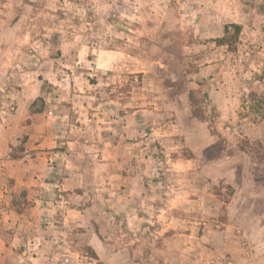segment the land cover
Here are the masks:
<instances>
[{
	"label": "clouds",
	"instance_id": "9594fccd",
	"mask_svg": "<svg viewBox=\"0 0 264 264\" xmlns=\"http://www.w3.org/2000/svg\"><path fill=\"white\" fill-rule=\"evenodd\" d=\"M0 264H264V0H0Z\"/></svg>",
	"mask_w": 264,
	"mask_h": 264
},
{
	"label": "rangeland",
	"instance_id": "374dc122",
	"mask_svg": "<svg viewBox=\"0 0 264 264\" xmlns=\"http://www.w3.org/2000/svg\"><path fill=\"white\" fill-rule=\"evenodd\" d=\"M70 14H71V13H69V15H70ZM60 18H61V20H63V19H65L66 17H65V15H64L63 13H61V14H60ZM74 23H75V21H74ZM57 40H58V34H54L53 37H52V42H56ZM61 55H63V52L58 51L55 55L50 56V59H52L53 61H55V60L59 59V57H60ZM58 66H59V65H57V67H58ZM65 71L68 73L69 76H71V72H72L71 68H65ZM37 79L43 80V79H44V76H43V75L38 76ZM46 83H47V82H46ZM96 83H97V81H96L95 78H89V79H88V84H89V85H94V84H96ZM121 91H123V90H121ZM66 106L69 107V108H71V104H67ZM93 106L95 107L96 105H93ZM84 107H85V108L88 107V104H87L86 101H85V103H84ZM121 115H124V113L121 112ZM86 116H87V118H88L89 120H91V118H92V112H91V111L87 112V113H86ZM102 135H103V133H102ZM82 142H83V141H82ZM60 149H61L62 153H64V149H63L62 147H60ZM65 154H66V153H65ZM60 193H62V196H63L65 199L68 198V197H67V194H68L69 192H60ZM77 194H79V193L77 192Z\"/></svg>",
	"mask_w": 264,
	"mask_h": 264
},
{
	"label": "crops",
	"instance_id": "0c3cea01",
	"mask_svg": "<svg viewBox=\"0 0 264 264\" xmlns=\"http://www.w3.org/2000/svg\"><path fill=\"white\" fill-rule=\"evenodd\" d=\"M91 57H89L90 59ZM54 151L56 152V154H60L62 153L60 147L58 146L56 149H54ZM60 184H63V181H59ZM72 190L71 189H67V188H63V189H60L59 192H71ZM60 195L62 196V193H60Z\"/></svg>",
	"mask_w": 264,
	"mask_h": 264
}]
</instances>
